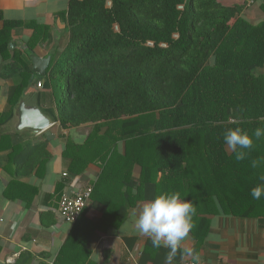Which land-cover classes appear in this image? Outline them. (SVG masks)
Here are the masks:
<instances>
[{
	"label": "trees",
	"instance_id": "trees-1",
	"mask_svg": "<svg viewBox=\"0 0 264 264\" xmlns=\"http://www.w3.org/2000/svg\"><path fill=\"white\" fill-rule=\"evenodd\" d=\"M243 9L220 0L69 1L63 14L68 43L38 76L61 90L56 118L63 128L93 124L75 148L72 171L78 175L89 161L103 168L91 196L102 217L95 223L83 211L57 264L86 263L95 229L121 226L140 201L162 192H180L195 207L211 200L197 195L204 182L194 169L210 164L218 187L219 167H231L222 160L235 157L225 153V131L239 127L229 119L252 105L263 84L255 70L264 65V21L251 23ZM19 25L5 21L0 29L2 64L15 80L5 121L36 80L31 51L52 42L47 29L36 26L30 49L12 50ZM203 215L197 210L193 222H207Z\"/></svg>",
	"mask_w": 264,
	"mask_h": 264
},
{
	"label": "crops",
	"instance_id": "crops-1",
	"mask_svg": "<svg viewBox=\"0 0 264 264\" xmlns=\"http://www.w3.org/2000/svg\"><path fill=\"white\" fill-rule=\"evenodd\" d=\"M69 1L0 0V29L5 21L20 22L12 31L10 48L27 50L35 27L44 26L52 42L50 45L37 44L30 54L51 56L52 61L64 50L69 40L63 17ZM221 2L228 6L243 4L242 16L251 23L264 21L263 0ZM2 62L0 54V122H4L0 123V264H57L74 226L60 215V196L64 193L75 195L89 186L94 191L103 170L98 163L89 161L78 175L72 171L77 163L75 148L84 144L93 124L63 128L56 118V104L62 95L61 90L54 84L49 86V79L39 77L34 71L32 78L36 80L27 87L21 100L39 107L51 120L48 130L53 137L48 136L46 131L35 133L27 128L18 129L17 108L13 117L5 121L4 112L15 80L5 73ZM255 74L263 84L252 99V105L248 108L245 106L243 112L229 119L230 123L238 124L249 133L257 127H264V65L255 70ZM38 82H42L43 86L38 87ZM78 137H84L83 143L76 142L75 138ZM68 145L72 146L70 150H67ZM121 149H124V145ZM245 151L248 155L243 161H237L235 157L229 162L222 160L221 163H230L231 167L242 169V172H230L231 167L228 170L219 167L218 187L209 174L210 164L194 169V175L204 182V188L199 187L197 195L211 198L196 206L198 211L205 214L203 217L207 222L194 220L195 227L178 247L173 264H189L191 260L264 264V197L255 200L251 196L252 188L261 183L260 177L264 176V166H251L252 160L264 157V137L254 141L253 149ZM225 153L230 157L234 154L227 145ZM203 160L198 158L196 163H204L206 158ZM134 174L136 177L140 175L139 168ZM217 190L220 200L213 197L217 196ZM212 198L215 202H212ZM91 199L83 216L96 223L101 219L102 212ZM221 200H226L228 209ZM142 203L138 202L121 226L95 229V237L89 243V256L84 264H166L169 249L154 247L148 237L135 231L133 217L138 214ZM211 210L215 213H210Z\"/></svg>",
	"mask_w": 264,
	"mask_h": 264
},
{
	"label": "clouds",
	"instance_id": "clouds-1",
	"mask_svg": "<svg viewBox=\"0 0 264 264\" xmlns=\"http://www.w3.org/2000/svg\"><path fill=\"white\" fill-rule=\"evenodd\" d=\"M262 137L264 127H257L251 133L236 127L225 131L224 142L235 154V159L243 161L248 155L245 150L253 149L254 141ZM75 139L77 143H83L84 137ZM251 166H264V157L252 160ZM260 180L261 183L251 190V196L255 200L264 197V176ZM196 213L194 202L182 197L180 192H162L140 205L138 214L133 217V224L135 231L148 237L154 247L168 248L165 261L166 264H173L178 247L195 227L193 217Z\"/></svg>",
	"mask_w": 264,
	"mask_h": 264
},
{
	"label": "water",
	"instance_id": "water-1",
	"mask_svg": "<svg viewBox=\"0 0 264 264\" xmlns=\"http://www.w3.org/2000/svg\"><path fill=\"white\" fill-rule=\"evenodd\" d=\"M223 1V0H220ZM12 45V44H11ZM33 63V71L38 75H46V70L50 65L51 56L41 57L38 54H30ZM18 113V129L27 128L35 133L44 132L51 137L50 130L51 120L42 112V110L33 105H28L25 100H21L17 106Z\"/></svg>",
	"mask_w": 264,
	"mask_h": 264
},
{
	"label": "built area",
	"instance_id": "built-area-1",
	"mask_svg": "<svg viewBox=\"0 0 264 264\" xmlns=\"http://www.w3.org/2000/svg\"><path fill=\"white\" fill-rule=\"evenodd\" d=\"M180 9H183L184 6L180 5ZM38 87H42V82H38ZM93 192V187L89 186L85 189H81L75 195H69L64 193L59 201V212L61 217L69 222L70 224H74L79 220L83 211L88 205V200L91 198V194ZM189 264H230L224 262L210 263L203 260H191Z\"/></svg>",
	"mask_w": 264,
	"mask_h": 264
}]
</instances>
